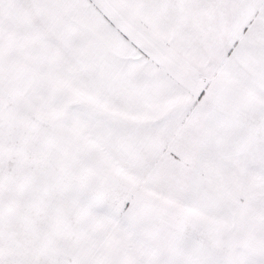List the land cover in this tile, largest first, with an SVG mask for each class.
I'll return each mask as SVG.
<instances>
[{
  "label": "rangeland",
  "instance_id": "1",
  "mask_svg": "<svg viewBox=\"0 0 264 264\" xmlns=\"http://www.w3.org/2000/svg\"><path fill=\"white\" fill-rule=\"evenodd\" d=\"M0 264H264V0H0Z\"/></svg>",
  "mask_w": 264,
  "mask_h": 264
}]
</instances>
